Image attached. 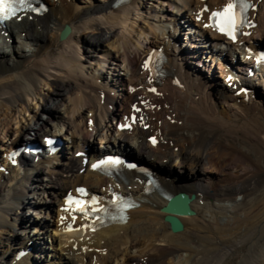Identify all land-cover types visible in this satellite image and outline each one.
<instances>
[{"label":"bare ground","instance_id":"bare-ground-1","mask_svg":"<svg viewBox=\"0 0 264 264\" xmlns=\"http://www.w3.org/2000/svg\"><path fill=\"white\" fill-rule=\"evenodd\" d=\"M47 1L49 9L43 15H26L0 28V46L4 61L8 60L0 62L1 145L9 150L28 141L25 135L36 140L41 132L43 138L64 131L76 149L73 153L94 152L96 139L111 135L103 141L105 149H124L126 156L148 164L158 173L164 192L194 194L190 207L195 214L179 216L184 229L172 233L160 212L165 199L157 193L143 194L145 182L140 176L124 170L119 182H114L86 166L79 174L82 159L74 154L65 157V164L58 160L60 153L43 154L35 162L23 158L22 174L10 167L7 176L0 173V237L11 233L14 236L3 237L14 240L16 228L27 229L31 221L22 207L29 204L38 214L57 213L53 235L59 249L70 256L68 264H264V84L248 75L249 60L239 61L237 76L228 80L232 68L218 64L220 82L210 70L215 56H210V65L202 60L208 48L193 38L187 47L175 32L193 19L200 35L207 34L203 25L208 11L229 0H154L160 4L158 10L149 0H131L117 8L110 6L112 0L91 1L85 9H79L76 0ZM252 1L256 27L246 38L249 43L264 44V0ZM160 18L159 22L173 25V33H165V27L160 29V23L153 22ZM66 24L70 33L61 40L59 32ZM164 34L167 41L158 43ZM105 43L115 52L104 49ZM156 45L167 56V76L160 85H152L141 66L142 57ZM95 66L108 73L121 66L127 75L116 74L107 81ZM45 86L49 90L42 93ZM241 89L248 91L247 100L243 92L236 95ZM36 99L39 108H31V116L23 119L30 110L29 101ZM56 105L61 115L56 114ZM134 105L140 108L135 113L137 125L129 131L117 130ZM89 118L92 124H87ZM177 169L179 174L187 171L190 178L176 176ZM45 171L58 178L43 183L39 175ZM60 171L73 179L61 180ZM34 183L39 196L47 194L49 200L37 204L30 200ZM68 184L73 190L85 186L104 194L116 190L135 196L139 204L129 211L126 223L92 231L79 218L70 219L59 199ZM66 225L72 230H65ZM38 226L46 231L48 222L40 219L34 229ZM24 238L22 244H18L20 237L18 243L0 241L4 248L0 264L36 263L30 253L44 251L43 237ZM21 249L29 252L16 260Z\"/></svg>","mask_w":264,"mask_h":264},{"label":"rangeland","instance_id":"rangeland-1","mask_svg":"<svg viewBox=\"0 0 264 264\" xmlns=\"http://www.w3.org/2000/svg\"><path fill=\"white\" fill-rule=\"evenodd\" d=\"M91 1L92 2H96L97 3V1H98V3H99V1H101V2H103L104 0H76V3H78V7H79V9H85V8H90V7H87L88 6V4H90L91 3ZM148 3H149V5H151V6H153L154 7V9L156 10H158V9H160V4L159 3H157L156 1H152V0H149L148 1ZM81 7V8H80ZM85 7V8H84ZM171 10L173 11V12H175L172 8H171ZM176 14V13H175ZM155 23L156 24H159V27H160V29H163L164 28V23L163 22H159L158 23V20L157 21H155ZM166 25H168L167 23H166ZM165 25V26H166ZM170 33H173V32H170ZM17 37L15 36L14 37V40H17L16 39ZM180 38H182V40H183V42H185V37L183 36V34H182V37H180ZM13 39V38H12ZM160 39H161V37H160ZM159 39V40H160ZM158 40V41H159ZM106 44L107 43H105L104 44V49H108V51H110V52H115V50H116V48L115 49H112V47L110 46V45H107L106 46ZM0 50L2 51L3 49H1V46H0ZM4 50H5V48H4ZM5 52H7V51H5ZM3 51L1 52V54H0V62L1 63H8V60H5L4 61V54L5 53H3ZM9 59H10V57H9ZM12 60H13V58H12ZM10 63H12L11 61H10ZM110 66V65H109ZM92 68V67H91ZM95 68L98 70H101V68H99V67H97V66H95ZM113 67L111 66V69H112ZM217 68V67H216ZM216 68H214L213 69V67H212V70H214V76H216V77H218V80L220 81V82H222V79H220L219 78V71H218V69H216ZM120 69H122V67L120 66V68H117L116 69V71L113 73V72H111L110 73V71H109V73H108V71L104 68L103 70H102V74L104 75V76H106V78H107V76H108V79H109V77H111V75H115V74H120V76L122 75V77H126V75H124L123 74V71H121ZM98 70V71H99ZM89 71H91V69L89 70ZM204 70H202V73H204L203 72ZM217 71V72H216ZM100 72V71H99ZM106 74V75H105ZM126 74V73H125ZM207 76H209L208 74H207ZM215 80V79H214ZM47 90H49V86H45V87H43V89L41 90V92L43 93V92H45V91H47ZM29 106H30V110L29 111H27V112H24L23 113V116L22 117H24L23 119H27L28 117H30L31 116V108H32V111L33 110H37L38 108H39V102H38V99H36V100H30L29 101ZM50 104H48L47 105V107L48 108H50ZM56 110H55V112H56V114L57 115H61L62 114V110H61V107H59V106H57L56 105ZM44 118H46L45 116H44ZM49 125H50V123H48V127H49ZM12 128H13V130H14V128H15V126L14 125H12ZM48 130V129H47ZM43 134V132H41V134H39L38 135V140H40L41 139V135ZM13 134H12V137L11 138H13ZM24 139L26 140V139H28L27 138V136L25 135L24 136ZM1 142V141H0ZM2 143H4V140H2V142L0 143V146H1V148L2 149H0V150H4V148L6 149L7 148V145H1ZM99 138L96 140V143H94V146L96 145H98L99 146ZM9 146V145H8ZM67 147H69V145H66ZM74 150H75V148L73 147V148H67L66 150H65V152H64V158H63V160L61 161L62 163H66V161H65V157H68V159L72 156V154H73V152H74ZM66 153V154H65ZM69 153V154H68ZM63 170H64V168H63ZM179 169H177V171H176V176H178V177H182V176H187L188 178H190V175H188V172L187 171H184V173H181V174H179L178 172H180V171H178ZM20 172H22V171H20ZM190 173V172H189ZM191 174V173H190ZM202 175V174H201ZM21 176V175H20ZM57 175H50L49 176V174H47V171H45L44 173H40V175H39V177L40 178H42L43 179V183H45V181L46 182H48V180H50V179H52V181H54V180H56L58 177H56ZM202 176H204V175H202ZM32 177H33V175H32ZM59 177H60V179L61 180H69V181H71L72 179H73V176H71V174H69V173H67V172H61L60 171V175H59ZM20 180H22L21 179V177H20ZM25 180V179H24ZM33 181H35V180H33ZM38 185V183H34L33 184V187H32V190L30 191V193H28V197H30V200H32L33 201V203H38L39 201L40 202H45V201H47V200H49L48 199V197H47V194H44V196H43V198H42V195L40 194V196H39V193H41V191H39L38 189L39 188H35V186H37ZM71 185L70 184H68L67 186H65V188H64V190H63V192H65V191H67V190H69V188H71L70 187ZM33 188L35 189V191L33 192ZM37 196H38V198H37ZM42 198V199H41ZM29 205V204H28ZM28 205H23V207H22V210H23V213L26 215V219L28 220V221H31L30 223V225L28 226V224L26 225L27 226V230H25L24 228H23V225L21 226V227H18V228H16V230H15V232H14V234H16V236H15V238H14V240H11V238L10 237H3L4 235H6V236H14V235H10L11 233H6V234H2V238L0 237V241H6L7 243H13L14 241L15 242H17L18 243V237H20L21 239H20V242L18 243V244H22L23 243V240H26L24 237L25 236H28V235H30V236H38V237H36V238H39L40 236L37 234V230L38 231H40L41 232V230L42 229H40V228H38V227H36L37 229H34V227L36 226V224L40 221V219H43L45 222H48V230H47V232H45L44 233V242L46 241V251H45V253H46V255H47V257H46V259H45V255L44 256H42L43 257V259H44V262H42L41 263V256L37 259V260H33L32 262H35L36 261V263L35 264H68V262H67V260H70V256L69 255H67V254H65V252H62L60 249H59V246L57 245V243H53L52 245H50L49 243H50V241H52L53 239H52V237H51V235H53V232H51V228H53V221H54V219H56V214H55V212H52V214L50 213V212H42V214H38V212H39V210H35V208H33V206L32 207H29ZM37 207H39V206H41V205H36ZM57 206V204L54 206H52V208H55ZM37 213V214H36ZM42 215H43V218H42ZM45 215V216H44ZM12 216V215H11ZM16 216V215H15ZM15 216H13L12 218H15ZM47 217V218H46ZM17 218L19 219V215L17 216ZM17 222V221H16ZM51 225H50V224ZM29 230H31L30 232H28ZM33 230H34V232H33ZM17 232V233H16ZM17 234H18V236H17ZM21 235V236H20ZM1 236V235H0ZM32 239V238H31ZM33 240V239H32ZM34 241V243H36V244H38L39 245V241H36V240H33ZM38 242V243H37ZM47 248L49 249V250H47ZM4 251V248H1L0 247V253H2ZM12 251V250H11ZM10 251V252H11ZM42 254V253H41ZM132 255H135V253L133 252L130 256H132ZM69 256V257H68ZM64 258V259H63ZM7 259H8V254H7ZM66 259V260H65ZM8 261H10L9 259H8ZM40 262V263H39ZM120 264V261H117V262H111V264ZM76 264V263H75ZM122 264V263H121Z\"/></svg>","mask_w":264,"mask_h":264},{"label":"snow or ice","instance_id":"snow-or-ice-1","mask_svg":"<svg viewBox=\"0 0 264 264\" xmlns=\"http://www.w3.org/2000/svg\"><path fill=\"white\" fill-rule=\"evenodd\" d=\"M239 5V9L241 14L248 7L246 0H236V3H229L222 12H213L209 17L210 20H214L216 17H222L223 19L216 23L215 25H205V27L216 26L220 31L224 32L226 35L232 36V29L236 27L235 14H230V10L237 7ZM19 10H30L33 12H37L38 8H33L31 6V0H0V13L7 12L10 15H16ZM199 18V17H198ZM234 38V37H233ZM149 61H145L144 67H148ZM150 91H154V89H150ZM121 127H126L125 125H121ZM47 143L51 144V140H47ZM155 143V140H153ZM112 163H116L117 161H111ZM106 163V161H100L98 164H93V168L99 167L101 164ZM128 167H135L134 165H128ZM78 191H83V189H79ZM96 197L92 198V203H95ZM98 209H93V211H97Z\"/></svg>","mask_w":264,"mask_h":264},{"label":"water","instance_id":"water-1","mask_svg":"<svg viewBox=\"0 0 264 264\" xmlns=\"http://www.w3.org/2000/svg\"><path fill=\"white\" fill-rule=\"evenodd\" d=\"M70 29L65 26L60 34V39L66 38ZM194 199V195H186L184 193H178L169 198L167 203L160 208V211L165 213L163 216L164 222L168 223L171 232L177 233L183 230V225L180 222L178 216H191L194 212L191 210L189 203Z\"/></svg>","mask_w":264,"mask_h":264}]
</instances>
